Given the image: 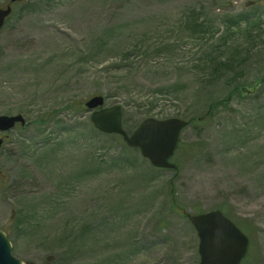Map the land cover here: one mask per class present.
Wrapping results in <instances>:
<instances>
[{
  "label": "rangeland",
  "instance_id": "rangeland-1",
  "mask_svg": "<svg viewBox=\"0 0 264 264\" xmlns=\"http://www.w3.org/2000/svg\"><path fill=\"white\" fill-rule=\"evenodd\" d=\"M262 79L264 0L13 5L0 30V115L26 123L0 133V231L12 256L197 264L181 212L224 209L249 239L242 264H264ZM95 95L123 109L127 133L147 118L191 121L176 172L95 130L83 106Z\"/></svg>",
  "mask_w": 264,
  "mask_h": 264
},
{
  "label": "water",
  "instance_id": "water-1",
  "mask_svg": "<svg viewBox=\"0 0 264 264\" xmlns=\"http://www.w3.org/2000/svg\"><path fill=\"white\" fill-rule=\"evenodd\" d=\"M22 0H9L10 4ZM10 4L0 8V29L11 14ZM103 97L93 96L84 103L94 128L104 134H116L122 137L130 148H137L141 156L159 169L172 170L169 162L173 155L181 131L187 122L171 118L142 120L136 129L127 134L122 128L123 110L120 106L101 108ZM204 117L199 118L202 120ZM17 124L23 126L25 120L21 115H0V132L13 129ZM3 139L0 138V148ZM187 218L194 227L198 237V264H239L249 244L248 238L220 210H211L202 214L190 215ZM0 264H23L11 255V244L6 235L0 231ZM28 264V263H27Z\"/></svg>",
  "mask_w": 264,
  "mask_h": 264
},
{
  "label": "trees",
  "instance_id": "trees-1",
  "mask_svg": "<svg viewBox=\"0 0 264 264\" xmlns=\"http://www.w3.org/2000/svg\"><path fill=\"white\" fill-rule=\"evenodd\" d=\"M175 167H176V165H175ZM174 172H176V168L174 169ZM170 201H171L172 207L175 210H180L181 209L180 205L178 203V200L176 198L175 191H174V189L172 187L170 188ZM221 210L224 212V214L227 215V212L224 209H221Z\"/></svg>",
  "mask_w": 264,
  "mask_h": 264
}]
</instances>
